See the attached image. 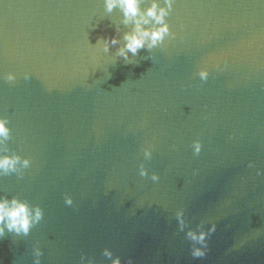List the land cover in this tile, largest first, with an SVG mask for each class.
Returning a JSON list of instances; mask_svg holds the SVG:
<instances>
[{
  "label": "water",
  "instance_id": "1",
  "mask_svg": "<svg viewBox=\"0 0 264 264\" xmlns=\"http://www.w3.org/2000/svg\"><path fill=\"white\" fill-rule=\"evenodd\" d=\"M124 19L0 0V155L30 162L0 172V198L43 214L5 229L0 264H264V0H173L169 34L127 59ZM212 224L193 258L186 233Z\"/></svg>",
  "mask_w": 264,
  "mask_h": 264
},
{
  "label": "clouds",
  "instance_id": "2",
  "mask_svg": "<svg viewBox=\"0 0 264 264\" xmlns=\"http://www.w3.org/2000/svg\"><path fill=\"white\" fill-rule=\"evenodd\" d=\"M141 0H105V6L107 11L111 12L114 8L119 7L124 14V23H132L134 25L133 31L130 34H125L124 40L126 41L124 47L119 50V55L128 58V53L136 55L138 51L145 46L149 49L155 47L159 42L163 41L166 35L169 34L168 24L165 22V17L169 14V10L172 8L173 0H164L167 7H161L158 0H153L151 7L146 11H141L140 8ZM153 24L152 28H146L145 25ZM158 25V27L156 26ZM115 45L119 43L114 37L110 41H106ZM201 80L206 81L208 79V72L201 71L199 73ZM26 80L30 79L28 74L24 77ZM5 79L7 81H14L15 75L9 73ZM8 120L5 117H0V144L9 138L10 129L8 128ZM202 146L199 142L196 143V153L199 154ZM148 155V153H146ZM27 159L21 161L19 156H7L0 155V172L8 173L15 171L17 164H22L23 167L29 166ZM147 173L141 170L140 175L144 176ZM154 181L158 180L159 177L153 176ZM67 206H71L73 201L71 198L65 200ZM42 211L39 208L30 209L26 203L12 199L0 198V238H3L5 229L10 233L16 235H29L31 228L34 223H38L42 219ZM183 212L177 213V220L180 225L181 231L185 228V221L183 218ZM216 226L212 224L207 230L193 231L189 230L186 233L187 238L193 242L191 255L196 259H203L207 256L208 251V238L215 232ZM40 253H37L39 256ZM104 255L112 260V264H121L119 257L113 258L112 253L105 249ZM35 264H39V259L35 261ZM131 264V261H129Z\"/></svg>",
  "mask_w": 264,
  "mask_h": 264
}]
</instances>
